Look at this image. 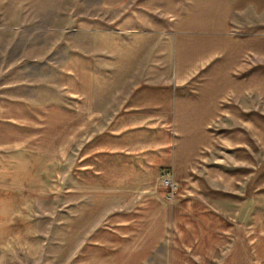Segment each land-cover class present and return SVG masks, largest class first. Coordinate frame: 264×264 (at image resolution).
<instances>
[{
    "label": "crops",
    "instance_id": "obj_1",
    "mask_svg": "<svg viewBox=\"0 0 264 264\" xmlns=\"http://www.w3.org/2000/svg\"><path fill=\"white\" fill-rule=\"evenodd\" d=\"M98 7L74 21L87 40L55 97H0V254L40 257V211L69 196L94 220L65 264H264V0ZM224 142L230 178L198 176ZM167 168L172 203L157 188Z\"/></svg>",
    "mask_w": 264,
    "mask_h": 264
},
{
    "label": "rangeland",
    "instance_id": "obj_2",
    "mask_svg": "<svg viewBox=\"0 0 264 264\" xmlns=\"http://www.w3.org/2000/svg\"><path fill=\"white\" fill-rule=\"evenodd\" d=\"M98 1L0 0V97L14 94L41 99L55 97L59 64L69 52L87 40L85 35L74 32V21L78 16L100 11ZM256 23V28H262L264 17H256ZM229 146L224 142L221 149H217L215 170L196 174L217 184L222 180L225 183L230 178ZM246 150L245 144L239 147L240 171L246 167ZM166 170L174 177L171 169ZM239 178L245 179L246 176L240 173ZM176 181L179 184L178 196L181 185ZM198 190L221 191L224 195L231 193L226 185L207 184ZM239 194H246V187L240 186ZM60 205L62 208L59 210L51 203L46 211H40L44 216L41 219L43 250L40 257L30 258L23 253L0 254V264H65L91 229L94 218L93 212L87 210L86 201L82 211L71 210L69 196H65Z\"/></svg>",
    "mask_w": 264,
    "mask_h": 264
},
{
    "label": "built area",
    "instance_id": "obj_3",
    "mask_svg": "<svg viewBox=\"0 0 264 264\" xmlns=\"http://www.w3.org/2000/svg\"><path fill=\"white\" fill-rule=\"evenodd\" d=\"M160 174L161 176L159 179L158 187L164 190L165 199L169 203H172L177 198L179 184L170 171L164 169Z\"/></svg>",
    "mask_w": 264,
    "mask_h": 264
}]
</instances>
